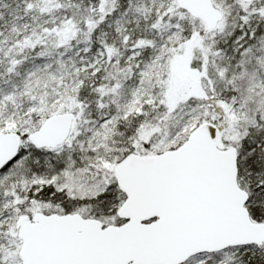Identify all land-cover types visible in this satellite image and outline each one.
Here are the masks:
<instances>
[{
	"label": "snow or ice",
	"instance_id": "1",
	"mask_svg": "<svg viewBox=\"0 0 264 264\" xmlns=\"http://www.w3.org/2000/svg\"><path fill=\"white\" fill-rule=\"evenodd\" d=\"M0 264H264V0H0Z\"/></svg>",
	"mask_w": 264,
	"mask_h": 264
}]
</instances>
